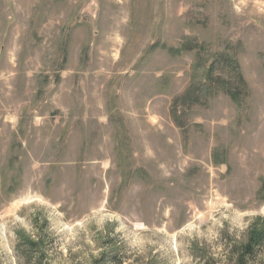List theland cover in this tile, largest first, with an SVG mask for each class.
<instances>
[{
	"label": "rangeland",
	"instance_id": "374dc122",
	"mask_svg": "<svg viewBox=\"0 0 264 264\" xmlns=\"http://www.w3.org/2000/svg\"><path fill=\"white\" fill-rule=\"evenodd\" d=\"M0 264H264V0H0Z\"/></svg>",
	"mask_w": 264,
	"mask_h": 264
},
{
	"label": "trees",
	"instance_id": "16d2710c",
	"mask_svg": "<svg viewBox=\"0 0 264 264\" xmlns=\"http://www.w3.org/2000/svg\"><path fill=\"white\" fill-rule=\"evenodd\" d=\"M231 95L233 96V94H231ZM260 234H262V231L257 234V237H259ZM252 239H253V237H252ZM251 240H250V242H248L246 245L243 246V249L241 251L242 256H240V258L238 260L242 261L245 257H249V256H251L254 253V251H253V245H254L253 241H255V239L253 241H251Z\"/></svg>",
	"mask_w": 264,
	"mask_h": 264
}]
</instances>
